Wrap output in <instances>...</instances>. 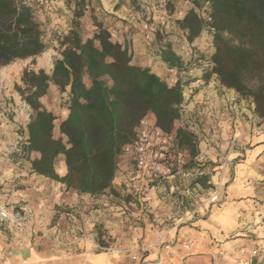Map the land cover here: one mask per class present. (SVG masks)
Instances as JSON below:
<instances>
[{"label":"rangeland","instance_id":"rangeland-1","mask_svg":"<svg viewBox=\"0 0 264 264\" xmlns=\"http://www.w3.org/2000/svg\"><path fill=\"white\" fill-rule=\"evenodd\" d=\"M199 3L196 5L194 0H47L35 8L47 49L35 58L17 59L0 66V211L7 210L15 218H2L0 215V227L10 240L15 236L23 239L5 247V259L18 253L20 261L13 264H97L91 256L102 254L107 261L98 264H186L187 256L176 248L178 240L171 250L162 245V240L170 239L169 229L165 227L167 219L165 215L151 211L150 198L143 206L135 207L120 182L113 191L90 196L68 190L62 183L32 171L30 158L38 154L29 153L26 146L27 125L34 111L18 87H24L21 78L26 68L44 69L52 74L54 62L63 48L62 41L71 31L78 12L81 13L78 21L83 37L97 32V24L101 23L111 29L116 36L113 38L115 41L121 37L117 25L124 24V21L132 24L127 25L131 42L122 44L132 50L134 64L157 71L170 85L181 83L185 100L175 128L184 127L193 132L198 150L193 155L190 149L180 148L184 160L180 173L162 183L164 188L159 194L160 201L154 206L179 211L196 205L198 201L208 203L218 190L217 177L220 176L219 165L222 162L219 150L216 158H210L204 142H211L208 148L213 144L210 134L218 126L216 115L223 109L214 105L208 109L204 105L196 107L193 112L188 108L190 100L197 94L211 93L212 90H217L219 96L228 97L226 107L232 111L235 134L229 137V148L224 155L229 154L241 137L240 130H264V119L256 112L253 98L242 97L235 89L222 85L213 72L212 55L216 48L210 2L199 0ZM193 8L207 23L201 34L190 41L180 21ZM167 44L178 51L183 61L181 68L170 67L161 59V49ZM140 47L143 49L138 51ZM199 77L203 81L197 84L195 81ZM68 89L61 91L51 82L48 93L41 98L56 115L55 137H62L65 142L67 138L60 132V123L69 112ZM148 116L154 118L152 113ZM64 163V155H60L55 165L60 175L65 174L62 169ZM126 164L129 160L122 156L120 172L127 169ZM204 174L208 175L207 180L197 182ZM18 182L31 192L27 195L28 200L13 201L10 197L13 185L16 190L21 188ZM36 185L46 186L49 190L45 195H39L43 190L34 188ZM42 196L46 199L44 203ZM156 248L162 254L152 259ZM26 251L32 252L31 261L27 259ZM219 255L224 259V255ZM0 264L7 263L0 261Z\"/></svg>","mask_w":264,"mask_h":264},{"label":"trees","instance_id":"trees-1","mask_svg":"<svg viewBox=\"0 0 264 264\" xmlns=\"http://www.w3.org/2000/svg\"><path fill=\"white\" fill-rule=\"evenodd\" d=\"M208 1L215 29L213 72L222 85L253 98L256 112L264 119V0ZM80 14L62 41L52 74L26 68L21 78L24 87L18 89L34 111L27 125L26 146L29 153L38 154L30 158L32 171L68 190L99 196L120 182L123 149L136 139L140 122L149 113L164 132L175 135L180 148L190 149L193 155L198 150L193 132L175 128L185 100L181 83L170 85L149 67L134 64L129 48L113 41L101 23L85 40L79 29ZM180 23L193 41L207 21L193 8ZM47 47L35 8L0 0V66L35 58ZM161 58L170 67L183 65L170 44L161 49ZM51 82L61 91L69 88V112L60 123L66 142L55 137L56 115L41 100ZM60 155L67 168L64 175L55 167ZM207 178L204 174L197 182Z\"/></svg>","mask_w":264,"mask_h":264},{"label":"crops","instance_id":"crops-1","mask_svg":"<svg viewBox=\"0 0 264 264\" xmlns=\"http://www.w3.org/2000/svg\"><path fill=\"white\" fill-rule=\"evenodd\" d=\"M125 16L122 17L126 18ZM122 23L117 25L121 37L115 41L126 45L127 42H131V35L127 33V25L132 24L126 21ZM109 31L113 35V40L116 36L110 28ZM93 35L92 33L83 38L86 40ZM140 49L143 47H140L138 51ZM130 52L132 53V50ZM175 52L179 55L178 51L175 50ZM155 72L159 75L157 71ZM202 81L199 77L195 83L200 84ZM227 98L219 96L217 90H212L211 93H200L193 96V100H190L188 104L189 110L193 112L196 107H205L204 105L208 109L213 105L223 109L216 115L218 126H215V131L210 134L213 144L208 148L211 142H204V148L209 151L210 158H216V155L220 154L216 151L221 152L219 158L222 162L219 165L221 171L220 176L217 177L218 200L208 203L205 200L198 201L196 205L178 211L159 209L160 206H154L160 201L159 194L164 188L162 184L155 186L150 195L153 207L151 211L156 215L161 213L166 216L165 227L169 229L168 237L179 241L188 239L194 241V246L187 250L178 249L180 248L179 243L176 246L177 250L183 253L182 255L187 256L186 264H264V130L257 132L240 130L241 137L231 148L229 154L224 155L229 148V137L235 134L232 128V111L229 112L226 107ZM125 167L128 168L129 165L126 164ZM62 169L66 173L65 163ZM120 174L119 171L118 179L121 178ZM18 183L21 188L16 190L13 185L10 197L13 201L28 200L27 195L31 192L26 190L28 187L24 188L22 183ZM34 188H42L43 191L39 192V195H45V191L49 190L46 186L39 185ZM42 197V203L46 202L45 196ZM7 235L0 227V261L13 264L20 261L19 254L15 253L12 257L8 256L5 259V247L21 242L23 239L15 236L10 240ZM219 253L224 255V259ZM26 254L27 259L31 261L32 252L26 251ZM160 254H162L161 250L156 248L151 258L158 257ZM91 260L97 264L107 261L102 254L91 256Z\"/></svg>","mask_w":264,"mask_h":264},{"label":"built area","instance_id":"built-area-1","mask_svg":"<svg viewBox=\"0 0 264 264\" xmlns=\"http://www.w3.org/2000/svg\"><path fill=\"white\" fill-rule=\"evenodd\" d=\"M46 1L16 0L19 4H27L34 8ZM123 154L129 160V167L121 172L120 185L131 196L135 207L143 206L149 200L155 186L174 179L180 173L179 168L184 164L182 150L175 135L164 132L156 124L155 119L149 116L141 120L136 139L125 145ZM218 198L216 191L210 201L215 202ZM0 215L2 218L15 219L4 209L0 211ZM175 241H177L175 238L162 240V245L171 250ZM179 243L186 249L194 246L192 239L179 241Z\"/></svg>","mask_w":264,"mask_h":264}]
</instances>
